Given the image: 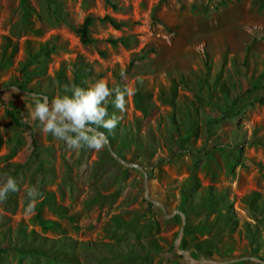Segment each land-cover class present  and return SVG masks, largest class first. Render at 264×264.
I'll return each mask as SVG.
<instances>
[{
    "label": "rangeland",
    "instance_id": "rangeland-1",
    "mask_svg": "<svg viewBox=\"0 0 264 264\" xmlns=\"http://www.w3.org/2000/svg\"><path fill=\"white\" fill-rule=\"evenodd\" d=\"M98 80L138 89L125 112L107 105L121 119L100 129L103 150H70L31 118L33 97L51 103ZM263 82L264 0H0V183L19 185L0 204V264H55L11 249L38 246L30 230L84 245L74 264H264V223L243 201L264 200ZM30 186L43 194L34 214ZM47 195L62 215L39 206ZM223 202L233 230L183 231ZM151 241L159 252L137 256Z\"/></svg>",
    "mask_w": 264,
    "mask_h": 264
},
{
    "label": "clouds",
    "instance_id": "clouds-1",
    "mask_svg": "<svg viewBox=\"0 0 264 264\" xmlns=\"http://www.w3.org/2000/svg\"><path fill=\"white\" fill-rule=\"evenodd\" d=\"M64 89L71 95L57 96L51 103L47 99L33 97L31 118L40 122L43 133L64 142L68 149L87 148L96 152L103 150L109 143L107 135L100 129L113 133L121 119L115 114L109 116L107 105L111 103L123 113L126 110V98L138 91L130 85L110 88L104 80L96 81L87 89L75 85H66ZM18 191L16 180L10 175L6 176L0 183V204L5 203L11 193ZM42 195L35 186L28 187L26 214H34L37 198H42Z\"/></svg>",
    "mask_w": 264,
    "mask_h": 264
},
{
    "label": "trees",
    "instance_id": "trees-1",
    "mask_svg": "<svg viewBox=\"0 0 264 264\" xmlns=\"http://www.w3.org/2000/svg\"><path fill=\"white\" fill-rule=\"evenodd\" d=\"M93 19L86 17L81 23V26L74 29L75 33L78 35L79 41L82 44H88L90 42V39L88 38V28L91 25ZM101 21L107 22L110 26L116 28L118 27V24L114 22L110 17L104 16L101 18ZM252 89H256L257 86L256 84H252L251 86ZM260 88L264 89V82L260 85ZM140 97L137 99L136 104L140 105ZM263 98L258 99L257 101L261 102ZM4 112L6 116L9 117L10 121L15 127H26L29 130L30 136L32 138V129L30 126L25 125L21 122V120L18 118V113L15 112L12 109H9L5 106H3ZM33 144V143H32ZM48 195L44 197L42 202L39 204V206L46 205V207H49L53 212H55L57 215H62L63 214V209L54 206V204L51 203V200L48 199ZM259 196L251 193L247 198H244L243 201L247 207V209L252 213V220L254 221V224L258 223H264V200L259 201ZM222 211H216L214 212L213 219L206 224H201L196 227H188L185 226L183 228V231L186 233H190L191 231H197L199 234H206L210 229L214 227V225L217 223L219 226V230H224L228 229L229 231L233 230V226L229 228L230 225V218L229 216H233L231 212V208L229 204L227 203H222ZM181 213L185 216V212L181 211ZM35 220L37 223L41 226L42 230H45L48 226H51V223L43 221L40 218V213L37 212L35 215ZM233 224V222H232ZM214 231L212 235L219 234L221 231ZM20 232L23 237H26L24 234V229L21 227ZM27 236L31 239L32 241H37L39 244L37 245H30L28 244L27 246H20L17 249L11 248L12 250H15L21 254H33V255H39L47 260H49L52 263L55 264H74L76 262V259L73 254V248L79 247L83 250H86L84 248V245L82 244H77L75 241H72L68 238L61 237L58 239L54 240H49L46 239L45 237L39 236L37 233H35L33 230H30L27 234ZM249 243H252V240L249 238ZM108 246V245H106ZM202 248L201 250H203ZM8 248L5 249H0V253H3L7 251ZM109 249H107L108 251ZM159 252V248L153 241L149 244L147 249H145L144 252H141L139 254L136 253L137 256H148L151 254H157Z\"/></svg>",
    "mask_w": 264,
    "mask_h": 264
}]
</instances>
